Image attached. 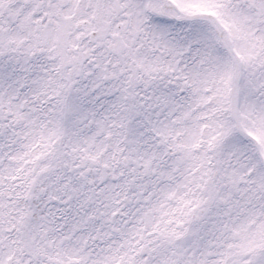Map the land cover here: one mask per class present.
<instances>
[{"label":"snow or ice","instance_id":"obj_1","mask_svg":"<svg viewBox=\"0 0 264 264\" xmlns=\"http://www.w3.org/2000/svg\"><path fill=\"white\" fill-rule=\"evenodd\" d=\"M0 264H264V0H0Z\"/></svg>","mask_w":264,"mask_h":264}]
</instances>
